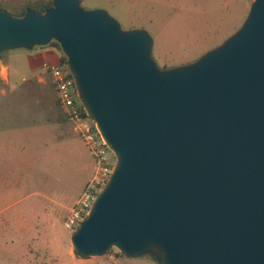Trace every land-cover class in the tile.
I'll use <instances>...</instances> for the list:
<instances>
[{
	"label": "water",
	"instance_id": "95a60500",
	"mask_svg": "<svg viewBox=\"0 0 264 264\" xmlns=\"http://www.w3.org/2000/svg\"><path fill=\"white\" fill-rule=\"evenodd\" d=\"M57 41L88 113L116 156L72 234L77 256L116 247L161 264H264V0L189 66L160 70L143 28L52 0L0 9V54Z\"/></svg>",
	"mask_w": 264,
	"mask_h": 264
},
{
	"label": "rangeland",
	"instance_id": "374dc122",
	"mask_svg": "<svg viewBox=\"0 0 264 264\" xmlns=\"http://www.w3.org/2000/svg\"><path fill=\"white\" fill-rule=\"evenodd\" d=\"M254 1L82 0L81 5L106 10L122 30L145 29L158 68L167 70L192 65L223 44L243 26ZM37 49L4 53L11 86L0 95V264H159V249L129 260L116 247L101 257L76 255L64 222L92 177L93 161L58 104L51 75L43 68L32 75L28 56ZM23 77H29L26 84Z\"/></svg>",
	"mask_w": 264,
	"mask_h": 264
},
{
	"label": "built area",
	"instance_id": "2783aa9c",
	"mask_svg": "<svg viewBox=\"0 0 264 264\" xmlns=\"http://www.w3.org/2000/svg\"><path fill=\"white\" fill-rule=\"evenodd\" d=\"M44 69L51 75L59 106L79 134L93 161L92 177L64 222L66 230L74 233L89 214L97 195L103 190L113 173L116 156L108 147L96 122L82 102L75 77L68 64L48 62Z\"/></svg>",
	"mask_w": 264,
	"mask_h": 264
},
{
	"label": "crops",
	"instance_id": "0c3cea01",
	"mask_svg": "<svg viewBox=\"0 0 264 264\" xmlns=\"http://www.w3.org/2000/svg\"><path fill=\"white\" fill-rule=\"evenodd\" d=\"M141 28V27H137ZM35 49V48H34ZM33 49V50H34ZM11 51V50H10ZM7 52V51H6ZM5 53V52H4ZM0 54V95L6 96L7 91L5 86L10 85V67L6 64V56L5 54ZM62 52L59 51L58 48L54 46H42L40 49H37L33 54L28 56V65L32 75H35L39 72L46 63H62ZM29 77H23L21 79V83H27ZM1 83L3 84L1 87ZM66 253L70 257L71 250L69 247L65 246ZM123 259H133L125 255Z\"/></svg>",
	"mask_w": 264,
	"mask_h": 264
},
{
	"label": "trees",
	"instance_id": "16d2710c",
	"mask_svg": "<svg viewBox=\"0 0 264 264\" xmlns=\"http://www.w3.org/2000/svg\"><path fill=\"white\" fill-rule=\"evenodd\" d=\"M82 2V0H81ZM52 6V0H0V9L10 13L14 17L22 18L27 9H32L39 14L45 13ZM56 45V46H55ZM49 46H54L61 51L59 43L55 40L51 41ZM62 63L67 64V58L62 53ZM54 85V83H53ZM55 88V87H54ZM161 264V263H159Z\"/></svg>",
	"mask_w": 264,
	"mask_h": 264
}]
</instances>
